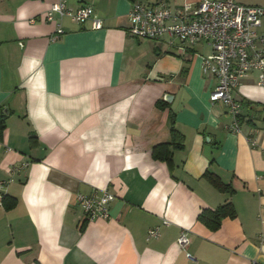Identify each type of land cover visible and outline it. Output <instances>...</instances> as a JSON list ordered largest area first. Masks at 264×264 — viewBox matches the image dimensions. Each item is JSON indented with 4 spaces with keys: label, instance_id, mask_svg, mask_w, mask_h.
Masks as SVG:
<instances>
[{
    "label": "crops",
    "instance_id": "obj_1",
    "mask_svg": "<svg viewBox=\"0 0 264 264\" xmlns=\"http://www.w3.org/2000/svg\"><path fill=\"white\" fill-rule=\"evenodd\" d=\"M59 1L0 0V181L17 202L0 208V264H264L258 73L233 91L242 109L235 132L229 109L210 101L217 80L203 73L208 45L130 36L128 14L142 0H67L91 6L99 30L67 17L47 22ZM58 25L65 33L53 40ZM162 144L170 161L154 156ZM106 189L115 196L110 217L84 222L76 196ZM228 203L236 217L218 230L199 220Z\"/></svg>",
    "mask_w": 264,
    "mask_h": 264
},
{
    "label": "built area",
    "instance_id": "obj_2",
    "mask_svg": "<svg viewBox=\"0 0 264 264\" xmlns=\"http://www.w3.org/2000/svg\"><path fill=\"white\" fill-rule=\"evenodd\" d=\"M66 17L79 24L91 22L93 30L103 28V22L91 6L75 9L68 6L67 0L51 5L45 19L52 23ZM128 20L127 32L134 38L152 41L165 39L170 46L180 43L184 48L200 43L208 45L211 53L202 57L203 73L217 80L210 101L220 102L229 109L234 117L232 129L240 132L242 109L233 91L243 78L253 72L258 73L257 85L264 88V33H258L264 25V7L235 0H185L175 7L166 3L134 1ZM64 33L62 26L58 25L52 39L57 40ZM6 183L0 181V208L4 206ZM114 199V194L107 189L76 196L77 203L84 211V222L108 219L110 204ZM163 224L168 225L169 222L165 220ZM159 232V228L151 229L148 237L156 238ZM190 241L189 232L185 230L178 238V245L186 250ZM187 258L195 260L188 252Z\"/></svg>",
    "mask_w": 264,
    "mask_h": 264
},
{
    "label": "trees",
    "instance_id": "obj_3",
    "mask_svg": "<svg viewBox=\"0 0 264 264\" xmlns=\"http://www.w3.org/2000/svg\"><path fill=\"white\" fill-rule=\"evenodd\" d=\"M158 106L164 107L166 103L162 100L159 101ZM1 129L4 128V124L0 125ZM172 140L173 144L177 139H180V143L182 142L183 136L175 129L174 123H172L171 127ZM182 145V144H181ZM170 144H162L156 146L154 149V156L159 160L170 161L172 157V151L170 150ZM205 177L210 181V183L219 191L229 192L230 186L224 184L217 176L212 173H207ZM8 198L4 196V206L7 209H11L16 206V199L11 198V201H7ZM236 210L232 203H228L226 205L220 206L217 209L204 210L199 216V220L204 223L211 230H218L222 224V221L226 218H235Z\"/></svg>",
    "mask_w": 264,
    "mask_h": 264
},
{
    "label": "rangeland",
    "instance_id": "obj_4",
    "mask_svg": "<svg viewBox=\"0 0 264 264\" xmlns=\"http://www.w3.org/2000/svg\"><path fill=\"white\" fill-rule=\"evenodd\" d=\"M144 3L148 4H157V3H154L156 2L157 0H142ZM175 0H169V2H173ZM179 1V0H178ZM181 1V0H180ZM237 2H240V3H243L241 0H235ZM249 1H253V2H246V4H254V5H260V6H264V0H249ZM159 3V2H158Z\"/></svg>",
    "mask_w": 264,
    "mask_h": 264
},
{
    "label": "water",
    "instance_id": "obj_5",
    "mask_svg": "<svg viewBox=\"0 0 264 264\" xmlns=\"http://www.w3.org/2000/svg\"><path fill=\"white\" fill-rule=\"evenodd\" d=\"M170 97H171L170 95H166L165 99L170 100ZM0 121H1V118H0Z\"/></svg>",
    "mask_w": 264,
    "mask_h": 264
}]
</instances>
